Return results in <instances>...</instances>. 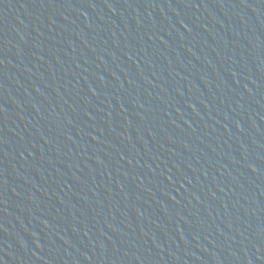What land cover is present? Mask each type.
I'll list each match as a JSON object with an SVG mask.
<instances>
[{
	"label": "water",
	"instance_id": "95a60500",
	"mask_svg": "<svg viewBox=\"0 0 264 264\" xmlns=\"http://www.w3.org/2000/svg\"><path fill=\"white\" fill-rule=\"evenodd\" d=\"M0 264H264V0H0Z\"/></svg>",
	"mask_w": 264,
	"mask_h": 264
}]
</instances>
